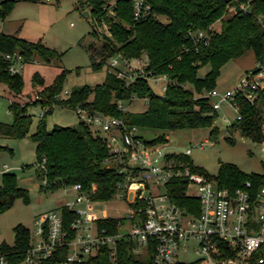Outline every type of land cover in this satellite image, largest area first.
Segmentation results:
<instances>
[{
	"label": "trees",
	"instance_id": "obj_1",
	"mask_svg": "<svg viewBox=\"0 0 264 264\" xmlns=\"http://www.w3.org/2000/svg\"><path fill=\"white\" fill-rule=\"evenodd\" d=\"M79 0L82 11L89 10L93 36L96 21L104 23L107 31L101 35L100 44L89 43L87 50L93 69L107 65L112 56L120 54L132 59L146 56V70L151 75H165L168 85L163 93H157L149 80L138 78L132 82L117 77L113 71L106 70L102 83L94 86L82 85L72 88L66 98L60 97L66 72L62 70L50 84L34 72L31 86L37 91L33 101L21 102L11 99L9 112L12 123L0 122V134L13 138H29L35 143L36 173L42 181L39 189L58 190L79 183L82 191L93 201H108L120 190L118 186L125 180V173L119 171L120 163L109 154L106 141L94 133L90 126L80 120L77 126H54L48 129L46 115L56 104L72 108L82 107L122 118L129 127L136 126L139 131H161L152 137H140L148 145L166 142L164 131L180 129L210 128L214 138L218 128L214 126L217 110L204 94L216 88L221 68L229 60L240 57L247 50L254 54L256 63L264 62V0H253L247 12L231 14L228 4L233 0H145L151 5V14L137 20L133 16L130 0ZM14 0L0 3L2 20L14 4ZM107 7V8H106ZM165 16L163 22L158 16ZM220 22L219 30L212 25ZM203 30L207 33L206 42L195 43L192 33ZM19 52L25 63L41 59L49 62L56 52L41 41H30L15 34L0 31V83L4 84L13 97H19L24 88L21 73L9 71L10 62L6 53ZM209 66L203 76L202 67ZM188 85V86H187ZM40 88V89H39ZM133 97L145 98L147 106L140 112L119 107V102H130ZM239 107L240 119H235L231 130L254 142L264 141V87L259 90L256 103H250L244 96L235 97ZM41 104L43 112L35 130L29 134L32 117L28 114L31 104ZM167 159L173 160L175 169L199 173L215 181L220 187L235 190L245 181H251L254 190L264 187V174L243 172L238 166L220 162L214 176L190 163L188 155L172 153ZM188 179L185 176L172 177L166 188L172 201L188 212L198 214L199 200L187 194ZM16 199L29 202L28 189L18 183L13 172H4L0 180V214L10 209ZM63 213L64 224L68 227L73 213L64 205L58 207ZM121 218L107 217L97 220L99 227H106L109 233L117 231ZM14 241L0 243V257L3 264H19L24 261L25 252L30 245L31 230L22 224L14 228ZM135 242L120 239L116 243V254L109 257V248L102 247L98 255L85 264H152V250L146 257L135 252ZM235 252L227 250V255ZM262 251H257L250 259L251 264H264L257 261Z\"/></svg>",
	"mask_w": 264,
	"mask_h": 264
},
{
	"label": "built area",
	"instance_id": "obj_2",
	"mask_svg": "<svg viewBox=\"0 0 264 264\" xmlns=\"http://www.w3.org/2000/svg\"><path fill=\"white\" fill-rule=\"evenodd\" d=\"M130 1L135 19H145L151 14V5L145 0ZM252 1L233 0L228 4L229 12L245 13ZM104 28L107 29L104 23L102 26L96 21L93 23V29L100 37ZM190 35L195 43L206 42L207 33L203 30ZM4 57L10 62L12 74L22 72L26 65L22 54L6 53ZM107 63L108 70L127 82L145 78L159 83L162 93L167 88L165 75H151L146 70V56L126 59L117 54ZM263 87L264 62L256 63L255 68L247 71L232 89L214 88L204 95L211 99L215 110L228 104L236 111L235 119H240L236 95L240 94L254 104ZM69 93L64 90L65 95ZM118 104L127 109L122 102ZM75 110L80 120L106 141L109 154L120 163L119 171L125 173V180L118 185L120 190L115 196L127 200V225L121 218L115 233L99 227L97 220L107 217L90 214L89 206L97 201H93L76 183L69 187L75 191L74 197L63 203L74 216L68 227L59 208L35 216L30 245L24 257L26 264H85L98 255L102 247L109 248V257L113 259L120 239L135 242L133 250L137 253L152 250V264H251V257L259 250L262 256L257 261L264 262V187L256 191L247 180L232 191L188 168L175 169L174 161L167 159L172 153L165 152L166 144H146L136 126L129 127L122 118L99 111L82 107ZM182 153L189 155L191 148ZM177 176L187 177L186 193L199 200L198 214L188 212L171 200L166 182ZM227 250L235 254L228 256ZM188 251L196 257L185 262L182 257ZM3 263L1 256L0 264Z\"/></svg>",
	"mask_w": 264,
	"mask_h": 264
},
{
	"label": "rangeland",
	"instance_id": "obj_3",
	"mask_svg": "<svg viewBox=\"0 0 264 264\" xmlns=\"http://www.w3.org/2000/svg\"><path fill=\"white\" fill-rule=\"evenodd\" d=\"M2 1L0 0V3ZM14 1L7 15L0 19V31L30 41H41L57 54L49 62L37 59L25 65L21 72L24 88L19 97L14 98L7 87L0 83V122L8 124L13 121V116L9 112L11 99L29 102L36 97L38 90L35 91L31 86V76L34 72H38L44 82L50 84L56 75L64 70L66 74L60 97L66 98L64 90L71 91L72 88L82 85L94 86L102 83L108 69V63L100 69H93L91 66L87 45L91 42L100 44L102 38L98 34L97 36L91 34V22L82 15L78 7L79 0ZM113 2L114 0L110 3ZM158 19L167 21L162 15H159ZM219 27L218 21L212 25V29L216 31ZM103 30L107 31L105 28ZM144 57L143 55L142 58ZM255 66L256 61L251 50L229 60L221 68L216 89H232L246 72L254 69ZM208 69L209 66L202 67L199 76H203ZM149 82L155 92L162 93L159 83ZM122 104L131 111L140 112L145 110L147 100L133 97L130 102ZM42 112L43 107L39 103L28 107V114L32 117L29 134L35 130ZM224 116L229 122L224 120ZM235 117L236 111L228 104L222 105L217 110L214 126L218 128V133L215 138L210 135V128L164 131L167 139L164 142L165 152L182 153L186 148H191V153L188 155L191 165L201 167L208 176L216 175L220 162L235 164L246 173L264 174V141L254 142L242 136L238 130H231ZM79 121L80 118L74 108L60 104L54 105L46 115L48 129L54 126H77ZM262 130L264 132V123ZM160 132L139 131L145 137H152ZM201 143H203L202 147L199 146ZM4 165L9 168L8 172L16 174L19 185L28 189L30 199L28 203L23 199H16L10 209L0 214V243L5 241L11 244L14 241L13 228L17 224H22L31 230L37 214L57 208L62 201L73 198L75 191L69 187L54 191L39 189L42 181L36 173L35 143L29 136L13 138L0 134V180ZM191 189L194 187L191 186ZM127 208V200L117 195L108 201L93 203L88 210L98 218H123L126 226ZM141 256L145 258L146 253L142 252ZM195 257L192 251H188L182 259L189 262ZM19 264L26 263L21 261ZM111 264L115 262L112 260Z\"/></svg>",
	"mask_w": 264,
	"mask_h": 264
},
{
	"label": "water",
	"instance_id": "obj_4",
	"mask_svg": "<svg viewBox=\"0 0 264 264\" xmlns=\"http://www.w3.org/2000/svg\"><path fill=\"white\" fill-rule=\"evenodd\" d=\"M82 15H83L87 20L91 21V14H90L89 10H87V9L82 10Z\"/></svg>",
	"mask_w": 264,
	"mask_h": 264
},
{
	"label": "crops",
	"instance_id": "obj_5",
	"mask_svg": "<svg viewBox=\"0 0 264 264\" xmlns=\"http://www.w3.org/2000/svg\"><path fill=\"white\" fill-rule=\"evenodd\" d=\"M4 170H3V173L4 172H8L9 171V168L6 166V165H4ZM66 200H64V201H62L61 203H59L58 205H57V208L59 207V206H61V205H63V203L65 202Z\"/></svg>",
	"mask_w": 264,
	"mask_h": 264
}]
</instances>
